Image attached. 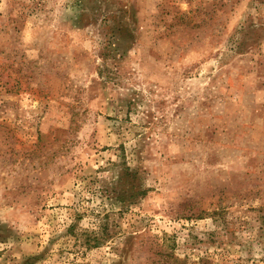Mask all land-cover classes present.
I'll use <instances>...</instances> for the list:
<instances>
[{"label": "rangeland", "instance_id": "rangeland-1", "mask_svg": "<svg viewBox=\"0 0 264 264\" xmlns=\"http://www.w3.org/2000/svg\"><path fill=\"white\" fill-rule=\"evenodd\" d=\"M0 264H264V0H0Z\"/></svg>", "mask_w": 264, "mask_h": 264}, {"label": "trees", "instance_id": "trees-1", "mask_svg": "<svg viewBox=\"0 0 264 264\" xmlns=\"http://www.w3.org/2000/svg\"><path fill=\"white\" fill-rule=\"evenodd\" d=\"M103 244V243H102Z\"/></svg>", "mask_w": 264, "mask_h": 264}]
</instances>
